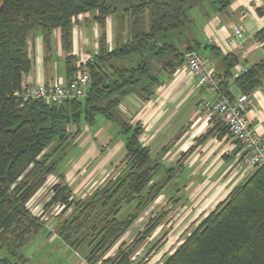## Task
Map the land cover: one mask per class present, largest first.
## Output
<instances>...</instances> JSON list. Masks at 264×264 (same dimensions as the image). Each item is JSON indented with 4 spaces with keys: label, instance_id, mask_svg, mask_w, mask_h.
Listing matches in <instances>:
<instances>
[{
    "label": "trees",
    "instance_id": "16d2710c",
    "mask_svg": "<svg viewBox=\"0 0 264 264\" xmlns=\"http://www.w3.org/2000/svg\"><path fill=\"white\" fill-rule=\"evenodd\" d=\"M116 1L121 8L107 0H0V264L28 263L23 250L29 238L48 229L29 204L46 187L49 175L59 171L82 125L94 124L99 116L118 123L124 137L119 173L81 198L73 196L67 183L56 184L44 209L58 203L64 205V213L71 209L67 217H59L54 232L83 253L86 264H148L136 262L134 255L169 210H159L131 243L121 241L166 192L183 164L164 166L154 157L141 141L142 123L129 121L119 106L130 94L151 99L163 76H173L199 42L191 35L189 0ZM217 1L220 11L231 4V0ZM89 11H96L93 20L102 31L94 58L87 64L91 82L86 95L62 104L24 101L20 91L23 75L32 67L31 35L40 29L49 49L54 29H61L70 82L81 67L72 53L74 26L79 15ZM258 11L264 13L262 8ZM112 15L117 19L113 45L107 35ZM239 61L237 54L223 55L226 78ZM263 76L264 60L247 67L235 80L243 92L251 93ZM218 90L231 95L226 80ZM226 132L228 127L218 121L199 140ZM170 200L177 205L181 196ZM165 256L162 264H264V165L235 186Z\"/></svg>",
    "mask_w": 264,
    "mask_h": 264
},
{
    "label": "crops",
    "instance_id": "0c3cea01",
    "mask_svg": "<svg viewBox=\"0 0 264 264\" xmlns=\"http://www.w3.org/2000/svg\"><path fill=\"white\" fill-rule=\"evenodd\" d=\"M213 6V16L207 14L203 21V36L197 38L193 27L191 35L199 42L195 50L201 52L199 49L205 48V54L201 53L217 72L220 83L226 80L231 95L237 96L243 93V90L237 84L236 77L247 67L264 60V46L259 45L264 41V13L260 14L258 7H251L250 0H231V4L223 11L218 10V3ZM243 8L247 9L244 16L240 14ZM262 9L264 10V7ZM95 14L96 11L82 13L75 23L72 53L78 57L77 64L81 52L94 53L98 49L102 29L93 20ZM113 25L115 30L116 24L109 16L107 35L110 44L109 30L111 27L113 31ZM235 26L243 29L245 39H236L230 43ZM212 38L217 41L213 42ZM61 44L60 28L54 29L49 49L40 29L31 35L29 46L32 67L23 75L22 85L54 80L67 82V52ZM226 53L237 54L240 59L227 78L223 63V55ZM261 80V85L251 91L254 104L247 108L246 116L251 126L264 135V76ZM216 95L213 89L199 87L196 77L184 64L173 76H163V83L151 99L144 100L130 94L121 102L119 108L132 123H142L145 129L141 137L142 143L150 148L152 155L159 158L164 166L183 164L181 169H177L173 179L182 178L180 185L185 191H190L192 195L221 194L223 199L235 186L247 179L251 171L242 164L240 147L228 132L221 137L217 133L206 140H199L209 129L215 127L219 120L198 111V103ZM107 124L111 123H105L101 128L107 134L110 144L113 138L123 137L119 133L118 123L113 122V125H110V132L103 128ZM85 128L83 124L80 136L85 132ZM123 142L125 143V140ZM230 148L231 151H227ZM181 186H175L178 194ZM208 188L212 191L206 192Z\"/></svg>",
    "mask_w": 264,
    "mask_h": 264
},
{
    "label": "rangeland",
    "instance_id": "374dc122",
    "mask_svg": "<svg viewBox=\"0 0 264 264\" xmlns=\"http://www.w3.org/2000/svg\"><path fill=\"white\" fill-rule=\"evenodd\" d=\"M107 1L116 4L119 8L122 7V4L116 0ZM214 1L216 0H189L192 5L190 12L193 18L192 27L197 34V38L203 36L202 25L206 18L205 16L207 14L213 16L214 14ZM216 3L220 5L218 1ZM111 20L116 24L115 15L111 16ZM109 31L111 35L110 41L113 45L114 25L113 31L111 27ZM199 50L205 54L204 47ZM105 123H111L103 127L110 132V125L112 126L113 122L108 121L103 116H99L97 121L90 126L85 124L86 128L82 136L80 134L78 137L71 139L72 144L68 147L66 157L59 165V171L49 175L46 187L41 189L30 202L29 208L34 214L47 222L48 229L38 234H33L29 238L23 250L28 259L27 264H86L83 253L70 248L54 232L56 224L59 222V217L61 215L67 217L71 209L64 213V205L58 203L54 204L49 211H45L44 205L51 199L53 194L52 187L56 184L63 185L64 182L67 183L72 189L73 196L81 198L90 194L98 185H105L109 179L119 173L117 165L125 153L124 142L122 143L124 137H115L110 144L107 134L101 128ZM88 131L90 132L89 134ZM112 131L113 129L111 133ZM184 177L185 174L183 175ZM181 179L174 180L168 186L165 194L159 196L154 204L145 211L124 235L121 242L131 243L134 241L136 234L151 221L159 210L170 211L165 221L137 249L134 255L136 262L147 261L148 264H162L165 260V255L173 253L184 241L185 237L222 199L223 195L221 194L211 195L208 193V195H203L199 193L198 195H192L190 191H185L184 187L180 185ZM175 186H181L179 194ZM211 191L210 188L206 190V192ZM173 196H181V200L177 205L170 200ZM120 243L117 244L115 249ZM114 252L115 250L111 253L114 254Z\"/></svg>",
    "mask_w": 264,
    "mask_h": 264
},
{
    "label": "built area",
    "instance_id": "2783aa9c",
    "mask_svg": "<svg viewBox=\"0 0 264 264\" xmlns=\"http://www.w3.org/2000/svg\"><path fill=\"white\" fill-rule=\"evenodd\" d=\"M251 7H264V0H250ZM246 8L240 10L241 15H245ZM244 40L245 35L241 27L235 26L232 31L233 40ZM213 42L217 39L212 38ZM264 46V41L259 43ZM94 54L81 52L78 64L81 66L76 76L66 83L59 80L48 83L25 84L22 85L20 95L24 101L30 99H42L48 103L62 104L70 98L84 97L90 86L91 78L87 64L92 61ZM185 65L196 77L199 87L213 89L217 95L214 98L204 99L198 103V111H203L211 118L219 120L228 127V134L236 145L240 147L242 164L251 172L264 165V135L252 127L246 110L254 104L251 93H241L235 95H224L220 93V77L215 69L209 65L206 57L197 50L186 53ZM246 70V69H244ZM243 70V71H244ZM227 151H231V148ZM53 179V178H52Z\"/></svg>",
    "mask_w": 264,
    "mask_h": 264
}]
</instances>
